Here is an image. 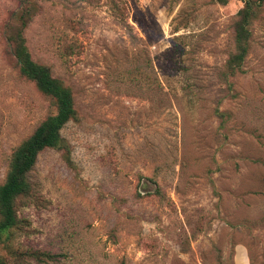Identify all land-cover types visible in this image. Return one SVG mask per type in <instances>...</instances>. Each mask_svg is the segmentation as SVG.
I'll return each mask as SVG.
<instances>
[{
    "label": "rangeland",
    "instance_id": "rangeland-1",
    "mask_svg": "<svg viewBox=\"0 0 264 264\" xmlns=\"http://www.w3.org/2000/svg\"><path fill=\"white\" fill-rule=\"evenodd\" d=\"M241 6L0 0V185L14 148L55 110L19 76L9 34L76 112L59 132L66 150H43L26 174L1 261L264 264V6L228 76Z\"/></svg>",
    "mask_w": 264,
    "mask_h": 264
},
{
    "label": "trees",
    "instance_id": "trees-1",
    "mask_svg": "<svg viewBox=\"0 0 264 264\" xmlns=\"http://www.w3.org/2000/svg\"><path fill=\"white\" fill-rule=\"evenodd\" d=\"M219 4L225 0H215ZM242 4L237 10L231 24L233 50L225 61L226 74L241 72V64L248 51L250 39V23L264 6V0H239ZM23 3V2H22ZM27 8L19 17L20 26L26 25ZM7 42L21 78L33 84L35 89L48 98L54 106V113L40 121L30 135L23 139L12 151L7 171L0 185V244L9 241L11 234L17 229L19 220L14 212L13 202L18 197L27 196L30 184L26 174L33 167L37 155L46 149L65 151L60 130L64 124L75 118L72 95L67 86L50 75L48 67L34 62L25 45L20 31L7 36ZM31 259L42 262L47 258L41 252L27 254ZM0 264H5L0 260Z\"/></svg>",
    "mask_w": 264,
    "mask_h": 264
}]
</instances>
